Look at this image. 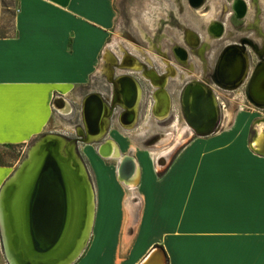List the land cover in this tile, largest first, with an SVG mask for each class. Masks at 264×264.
<instances>
[{
	"label": "crops",
	"instance_id": "obj_1",
	"mask_svg": "<svg viewBox=\"0 0 264 264\" xmlns=\"http://www.w3.org/2000/svg\"><path fill=\"white\" fill-rule=\"evenodd\" d=\"M116 25L115 0H19L13 35L0 37V147L30 146L76 111ZM59 99L66 110H56ZM140 116L141 110L138 122ZM111 126L112 120L107 135ZM262 136L258 146V136L251 143L254 153L244 138L193 134L164 171L134 157L140 171L132 194L139 202L135 224L132 199L125 215L121 200L103 189L93 243L77 264H143L157 245L169 264H264ZM106 140L123 154L117 141ZM13 174L0 166V192ZM123 248L128 258L120 262Z\"/></svg>",
	"mask_w": 264,
	"mask_h": 264
},
{
	"label": "water",
	"instance_id": "obj_2",
	"mask_svg": "<svg viewBox=\"0 0 264 264\" xmlns=\"http://www.w3.org/2000/svg\"><path fill=\"white\" fill-rule=\"evenodd\" d=\"M189 3L194 9H200L206 0H190ZM233 10L236 19H244L247 16V3L245 0H235ZM211 29L215 38L221 39L224 36L223 24L211 26L209 33L212 32ZM242 43L245 45L249 41L244 40ZM179 49L186 53L182 47ZM247 56L246 47L228 46L219 58L213 82L222 89H230L228 86L240 83L245 73ZM143 70V76L150 79L157 89L153 116L157 119L169 118L172 105L164 79L166 74L161 75L146 66ZM113 74V80L108 79L114 86L112 99L107 101L98 92L86 96L82 105V126L77 129L78 139L69 140L70 142L76 145L78 142L90 144L95 137L106 138L107 129L103 125V117L105 115L112 120L119 107L122 108L120 124L124 127L137 125L138 82L130 75L115 77V73ZM235 88L239 86L231 87ZM246 97L255 108L264 110V61L251 76ZM57 101L65 110L69 107L63 99ZM182 111L195 136L206 137L220 130L221 112L217 100L213 91L206 90L202 84L190 82L184 88ZM59 136L46 134L36 141L40 142L37 155L41 160L30 182L25 184L20 200L17 199L19 184L8 182L21 170L24 161L5 182L0 192L1 199L4 189L6 235L2 225L0 229L8 264H12L9 256L15 264H74L78 259V242L88 222L89 189L92 188V183L82 174L71 148L69 147L67 154L64 153L63 142ZM112 151L110 140H106L99 148L100 156L105 158L110 157ZM135 170L134 159L126 156L119 167V180L123 182L131 179ZM143 264H167L166 256L163 251L156 249Z\"/></svg>",
	"mask_w": 264,
	"mask_h": 264
},
{
	"label": "rangeland",
	"instance_id": "obj_3",
	"mask_svg": "<svg viewBox=\"0 0 264 264\" xmlns=\"http://www.w3.org/2000/svg\"><path fill=\"white\" fill-rule=\"evenodd\" d=\"M18 2L19 0H0V37L13 35ZM232 2L233 0H206L205 5L200 11H202V14H205L209 9L208 7L215 3L216 6L219 7V12H217L218 15L216 14L217 16H215L216 18L221 16L219 13L222 8L224 6H230ZM247 2L250 7V12L247 17L246 26L255 25L258 21L260 30L264 33V0H257L256 4H254L255 0H247ZM115 3L117 7V25L112 32L109 43H113L115 38H119L124 51L116 48L113 49V57L120 62V60H124L126 53H129L142 64H148L161 75L166 73L165 70L167 66L163 62V60L166 59L179 71L180 76L171 81L169 88V92L173 98L171 117L166 121H159L151 112L153 104L152 96L155 90L152 83L147 80V78L143 77L141 72L120 70L116 66L115 77L130 75L140 82L144 90V101L139 122L133 130H125L122 127L119 121V115L122 110L117 109L112 118L111 130L106 139L117 141L121 145L124 155L136 157L140 162H144L147 159L150 162V166L157 169L155 166L157 155L163 152L168 153L167 151L173 149L175 144L171 141L169 145L158 147L155 142L159 139L160 135L165 132L172 131L170 133H173L174 131L177 133L178 131L177 134H179L182 127L187 124L182 111V94L189 82L194 79H199L215 91L216 97L217 95L220 97L219 110L221 112V127L213 136L232 135L241 139L244 138L247 148L250 147L255 153L251 148V143L258 134V121L261 119L264 120V110L255 108L248 101L245 88H239L231 92L217 90L216 88L218 86L215 83V86L211 84L209 79L210 69L214 70L217 60L225 47L240 40V37L235 36L240 30L233 28L230 22L226 21L228 25L227 35L221 40L215 41L209 47L207 53H205V59L208 63V72L205 73L203 64L198 60L195 53H191L189 61L194 64L195 70L192 72V76H187L188 70L179 65L180 63L178 64L173 57L174 42H178L181 46L186 48L183 42L184 40L182 41V37L183 39L186 37L185 33L187 29L199 36L201 44L206 42L207 35L205 28L207 23L201 18L198 13L199 10L189 7L187 0H115ZM224 15L228 14L225 12ZM224 18H226V16ZM163 20L166 21V24H163ZM170 21L172 22L170 23ZM248 27H246L247 29L245 28V32L248 33L251 38L259 37V41L263 42L262 37L257 36L256 30L252 27L248 32L250 28ZM143 32L148 39H151L154 45L153 47L150 46L149 40L144 38ZM161 35L165 36L162 37ZM132 45H135L140 50L135 51ZM187 48L190 50L189 46H187ZM163 52H165L167 57L163 55ZM249 53L253 65H255L257 63L255 53L251 49H249ZM101 66H103V60ZM185 75L187 79L184 81L183 79L181 80V77L184 78ZM248 84L249 82L244 85L248 87ZM88 89L89 90H85L81 94V103L76 104V111H73L72 115L60 121L57 126L52 128L53 132L49 134L60 135L69 140H77V129L82 126V105L84 97L91 93L101 92L102 95L109 100L112 98L114 86L109 82L106 75L97 73L93 83L90 84ZM100 143L101 141L91 145L81 142L77 143L79 156L86 165L90 179L97 193L98 214L101 211L100 200L102 190L111 189L110 192L114 194L113 198L117 201L121 200L122 202V213L128 215L125 202L127 199H132V194H134V192L119 180L118 160H104L100 156ZM35 144L36 143H33L30 146L0 147V166H10L13 168L14 173L19 165L27 159V154H29ZM182 149L183 147L179 150L176 149L174 153L170 154L169 160L167 159V164L163 166H169ZM262 167H264V161ZM135 193L139 195V190H136ZM114 212L115 211H113V213ZM93 240L94 237L84 250L82 257L89 251ZM127 253L125 248L121 249L119 254L120 262H125V259L128 258ZM81 258L74 264L81 262ZM0 264H8L4 253L1 231Z\"/></svg>",
	"mask_w": 264,
	"mask_h": 264
},
{
	"label": "bare ground",
	"instance_id": "obj_4",
	"mask_svg": "<svg viewBox=\"0 0 264 264\" xmlns=\"http://www.w3.org/2000/svg\"><path fill=\"white\" fill-rule=\"evenodd\" d=\"M200 10H201V8L199 9L198 12H199L201 18L203 19V21L210 22L212 26L215 25V22H216V20H215L216 5L213 3L209 7V12L206 15L202 14V11H200ZM233 23L236 26H238V27L242 24L240 21H238L236 19V17L233 18ZM258 23L259 22L257 21L255 26H256V28H258L259 36L262 37L263 42H264V33L261 32L260 26H259ZM211 30H212V32H210V33L208 32L209 35L207 37V43L201 49H199V53H200V57L199 58L202 61L204 68L206 67V64H205L204 59H203V53H204V51L206 49V46L209 45L210 43H212L214 39H216L215 36H214L213 29H211ZM185 34H186V37L183 40L191 48L196 49L198 47V45H199L197 43V40H196V34L193 31L189 30V29L186 30ZM143 36H144V38L146 40H149L150 46L153 47L154 46L153 42L151 41V39H148L146 37V34L144 32H143ZM132 47H133V49L135 51H139L140 50L135 45H132ZM180 47L185 49L186 53L185 52H181L180 49H179ZM115 48L118 49V50L120 49V50L124 51V48L120 44L119 38H115V41L113 43H109L107 45V48H106V50L104 52V57H103L104 59H102L103 60V66H101V68L99 70V74L100 75H106L108 79L112 80L113 79L114 67L116 65L120 66L119 68L121 70H129V71H133V72H141L142 74L144 73V70H143L144 65L138 59H136L133 56H131V54H129V53H126V57L124 58L123 61H120V62L117 61L113 57V52H112V50L115 49ZM259 53L261 54V56L264 55V47H263L262 50H260ZM174 54L176 56V59L179 61V63H181L183 66H187L188 67V69H187L188 70L187 71L188 75L187 74L186 75L187 76H192L191 74H192L193 66H191L189 64L188 59H187L188 57H186V54L188 56L187 48H185L183 46H177V48L174 50ZM131 57H133V59H131ZM163 62L167 66V70H168L166 75H165V78H164L165 82H166V84L168 86V83L171 80H175L180 75H179V72L176 70V68H174V66H172L166 59H164ZM186 75H185L184 78L181 77V80L183 79V81H184L185 79H187ZM250 76H251L250 67L248 66V68H247V70H246V72H245V74H244V76H243V78H242L240 83L228 86V88H230V89H222V88L221 89L224 90V91H228V92H231L230 90L236 91L239 88H241L245 83L250 82L249 81L250 80ZM149 81H150V79H149ZM193 82H197V83L202 84L206 88V90H212L214 95H215V98L217 100V104L219 106L218 99H217L215 91L213 89H210L202 80L194 79ZM138 85H139V103H138V111H139V107L141 106V103H142V100H143V96H144V90H143V88H142V86H141V84L139 82H138ZM234 86H239V88L231 89V87H234ZM154 88H155V90H154L153 96H152L153 100H154V97H155V92L157 91L156 87H154ZM169 94H170V92H169ZM156 99L158 101V96L156 97ZM154 102H155V100H154ZM153 105H155V103ZM119 108L122 109L121 107H119ZM161 120H165V119L162 118ZM109 121H110V119L107 116L104 115V117H103V125L105 126L106 129L108 128ZM258 124H259V129H258V134H257L258 138L256 139V141L253 144V146H258L259 145V139H260L259 137L264 135V120L261 119ZM126 128H130L131 129L132 127H126ZM193 132H194L193 129L188 124H186V125H184L182 127V129H181L179 134L175 135L174 133H169L166 136H164L162 141L157 143L158 147H161V146H164V145H169L171 143V141H173L172 143H174L175 145H174L173 149L167 151L171 147L170 146L166 150L168 153L163 152V153H159L157 155L155 166L157 168H159L160 170H163L165 168V166H163V165L167 164V159L169 160V158H170V155H168V154H172V153H174V151L176 149H178V147H182L190 139V137L193 136V134H194ZM54 136H59V135H55L54 134ZM59 138L63 142L64 153L67 154L69 147L71 148V150L75 154V158L77 160V163L80 165L82 174L84 176H86L90 180V182L92 183V181L90 179V176H89V173H88V170L86 168V165L84 164V162L82 161V159L79 156L78 146L75 143L70 142L65 137L59 136ZM103 139H104V137H102V136L95 137V138H93L94 141L91 142L89 145L94 144V143L99 142V141H101V145H102L105 142V141H102ZM110 142L113 145V151H112V155L110 157H108V159L118 160V164L119 165L117 167H118V171H119V167L121 166V164H122L123 160L125 159V157L126 156H130V155L119 154L118 148H117V143L116 142H112V141H110ZM39 145H40V142H38V143L36 142V144L30 150L27 159L24 160V165H22L20 167L21 170L18 171L16 173V175L8 182V184L11 183V182H16V183L19 184V189H18V194H17V199L19 198L18 200H20V194H21L25 184L30 182V180H31L36 168L38 167L40 160H41V157L37 155ZM165 156H167V157H165ZM132 158L134 159V161L136 163L135 173H134V175H133V177L131 179L123 181L122 183L124 185H126L127 187H129L132 191H134L135 187H136V185L138 183V180H139L140 171L138 170V165H137L136 159L134 157H132ZM91 185H92V188L89 189V192H90V194H89V206L90 207H89V211H88V222H87V227H86V229H85V231L83 233V236L81 237L80 241L78 242V250H77V253H76V257H78V259H80L82 257V254H83L84 250L87 248L89 242L92 239L93 228H94V224H95V217H96V214H97V193H96V190H95L93 184H91ZM3 195H4V189L2 191L1 199H0V212H1V219H0L1 224L0 225H2L4 234L6 235V226H5L4 212H3ZM18 195H19V197H18ZM76 199H77V197H76ZM77 209H78V206H76V210ZM128 209H129L131 217H132L131 224L134 225L136 220H137L138 213H139V202H138V200L135 199V197H132V201H130L128 203ZM0 231H1V229H0ZM7 247H8V242H7ZM9 258L12 261V264H15L14 261L12 260L11 256H9ZM78 259H77V261H78Z\"/></svg>",
	"mask_w": 264,
	"mask_h": 264
},
{
	"label": "flooded vegetation",
	"instance_id": "obj_5",
	"mask_svg": "<svg viewBox=\"0 0 264 264\" xmlns=\"http://www.w3.org/2000/svg\"><path fill=\"white\" fill-rule=\"evenodd\" d=\"M188 1V4H189V7H192L191 5H190V3H189V1L190 0H187ZM234 2H235V0H233V2L230 4V6H224L223 8H222V10H221V12L219 13L221 16H219V17H216L215 18V20H216V22H215V25L217 26V25H220V24H223L224 25V28H225V31H224V36L222 37V38H224L226 35H227V27H228V25H227V22H230V24H231V26L233 27V28H237V29H239L240 31H239V33H236V35L235 36H237V37H240V40L238 41V42H235V43H233V44H230V45H228V46H231V45H237V46H243V47H246V49H247V53H248V56H247V64H246V69H245V72H246V70H247V68H248V66L250 67V73H251V76H252V74H253V72H254V70L256 69V67L259 65V64H261L263 61H264V55L263 56H261V54L259 53L260 52V50H262L263 49V47H264V43L263 42H260L259 41V37H250V35L248 34V33H246L245 31H246V27H248V26H246V23H247V17H248V15H249V12H250V7H249V4H248V2H247V0H245V2L247 3V16L244 18V19H237L238 21H240L242 24L238 27V26H236L234 23H233V18H235V13H234V10H233V5H234ZM256 2H257V0H255V3L254 4H256ZM215 4V3H214ZM211 5V4H210ZM216 5V4H215ZM210 7V6H209ZM208 7V8H209ZM193 8V7H192ZM203 7H201V9H202ZM197 10H199V9H197ZM209 12V9L206 11V13H205V15L207 14ZM217 12H219V7H217L216 6V14L218 15V13ZM227 13L228 15H224V13ZM174 13V12H173ZM199 13V12H198ZM216 15V16H217ZM226 16V18H224ZM164 22H163V24L165 23L166 24V21L165 20H163ZM227 21V22H226ZM172 21H170V23H171ZM207 23V26H206V35H207V37H208V35H209V29H210V27L212 26L211 25V23L210 22H206ZM215 25H213V26H215ZM250 27V28H249ZM249 29H248V32H249V30H251L252 29V27H253V29H255L256 30V32H257V36H259V31H258V28H256V26L255 25H249ZM246 28V29H245ZM162 37L163 36H165V35H161ZM221 38V39H222ZM221 39H218V38H216V39H214L213 40V42L212 43H210L209 45H207L206 46V49H205V51H204V53H203V59H204V62H205V64H206V67L204 68V71H205V73H207L208 72V63H207V61H206V59H205V53H207V51H208V49H209V47L215 42V41H218V40H221ZM196 40H197V43L199 44L198 45V47L196 48V49H193V48H191L189 45H187L186 44V42L185 41H183V37H182V41L184 42V44H185V46H186V48H187V46H189V48H190V50L187 48V53H188V58L190 59V55H191V53H195V55L198 57V60L202 63V61L200 60V53H199V49H201L206 43H207V38H206V42L205 43H200V38H199V36L196 34ZM244 40H248L249 41V43H246L245 45H243V41ZM174 48L176 49L177 48V46H181L178 42H174ZM228 46H226L225 47V49L228 47ZM184 47V46H183ZM174 49V50H175ZM224 49V50H225ZM249 49H251L254 53H255V56H256V59H257V63L255 64V65H253V61H252V58H251V55H250V53H249ZM174 50H173V57H174V59L176 60V62L179 64V61L176 59V56H175V54H174ZM192 50H193V52H192ZM223 50V51H224ZM179 51V50H178ZM222 51V52H223ZM222 54V53H221ZM221 54H220V56H221ZM163 55L165 56V57H167L166 56V54H165V52H163ZM220 56H219V58H220ZM135 58V57H134ZM219 58H218V60H217V63H216V66H215V68H214V70H211L210 69V72H209V79H210V82H211V84H213L214 85V82H213V76H214V73H215V70H216V67H217V64H218V62H219ZM131 59H133V57H131ZM189 59H188V62H189V64L191 65V66H193V70H192V72L195 70V66H194V64L193 63H191L190 61H189ZM121 61V60H120ZM148 62H149V60H148ZM117 64V63H116ZM149 64H150V62H149ZM165 64V63H164ZM171 64V63H170ZM203 64V63H202ZM144 65V64H143ZM172 65V64H171ZM179 65H181V66H183L181 63L179 64ZM148 67L149 69H152L148 64H145L144 65V67ZM116 67V66H115ZM115 67H114V71H113V73H115ZM186 70L188 69V67L187 66H183ZM204 67V66H203ZM175 68V67H174ZM118 69H120L119 67H118ZM117 69V70H118ZM121 70V69H120ZM177 70V69H176ZM129 71V70H128ZM167 68H166V70H165V72L167 73ZM178 71V70H177ZM252 71V72H251ZM179 72V71H178ZM165 73V74H166ZM245 74V73H244ZM162 75H164V73L162 74ZM208 75V74H207ZM244 76V75H243ZM251 76H250V79H251ZM113 77H114V74H113ZM144 77V76H143ZM113 80V79H112ZM137 80V79H136ZM138 81V80H137ZM172 81V80H171ZM171 81L168 83V86H167V90H169V88H170V84H171ZM194 80H192L191 82H193ZM250 81V80H249ZM139 82V81H138ZM140 83V82H139ZM190 83V82H189ZM197 83V82H196ZM205 83V82H204ZM206 84V83H205ZM207 85V84H206ZM208 86V85H207ZM215 86V85H214ZM209 87V86H208ZM210 89H211V87H209ZM241 88H245L246 90H247V86H242ZM217 90H222L221 88H219L218 89V87L216 88ZM112 96H113V91H112ZM171 96V95H170ZM104 97V96H103ZM105 98V97H104ZM106 99V98H105ZM112 99V98H111ZM111 99H109V100H107V101H110ZM143 99H144V96H143ZM142 103H143V100H142ZM142 103H141V106H142ZM171 104H172V107H173V99H172V96H171ZM141 106L139 107V111H138V115L140 114V110H141ZM172 112V111H171ZM170 117H171V114H170ZM170 117L169 118H166L165 120H163V121H166V120H168V119H170Z\"/></svg>",
	"mask_w": 264,
	"mask_h": 264
},
{
	"label": "trees",
	"instance_id": "obj_6",
	"mask_svg": "<svg viewBox=\"0 0 264 264\" xmlns=\"http://www.w3.org/2000/svg\"><path fill=\"white\" fill-rule=\"evenodd\" d=\"M155 249H160L161 251L164 252V254H165V256H166L167 264H169V257H168L167 252L165 251V248H164L163 246L157 245V246L155 247Z\"/></svg>",
	"mask_w": 264,
	"mask_h": 264
},
{
	"label": "built area",
	"instance_id": "obj_7",
	"mask_svg": "<svg viewBox=\"0 0 264 264\" xmlns=\"http://www.w3.org/2000/svg\"><path fill=\"white\" fill-rule=\"evenodd\" d=\"M217 99H218V101H219V104H220V97L217 95ZM58 101L56 100L55 101V104H54V106L56 107V110H58L59 111V107H60V104H58L57 103ZM58 107V108H57ZM61 108V107H60ZM61 110H65V108H63V109H61ZM60 112V111H59Z\"/></svg>",
	"mask_w": 264,
	"mask_h": 264
}]
</instances>
